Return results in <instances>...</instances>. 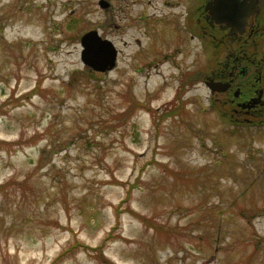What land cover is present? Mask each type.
<instances>
[{
  "label": "rangeland",
  "instance_id": "374dc122",
  "mask_svg": "<svg viewBox=\"0 0 264 264\" xmlns=\"http://www.w3.org/2000/svg\"><path fill=\"white\" fill-rule=\"evenodd\" d=\"M99 1L0 0V264H264V114L204 84L224 50L167 0Z\"/></svg>",
  "mask_w": 264,
  "mask_h": 264
},
{
  "label": "flooded vegetation",
  "instance_id": "af4514ba",
  "mask_svg": "<svg viewBox=\"0 0 264 264\" xmlns=\"http://www.w3.org/2000/svg\"><path fill=\"white\" fill-rule=\"evenodd\" d=\"M183 1L185 4L182 12H176ZM163 2V13L165 8H169L171 12L169 18L163 16L160 19L166 18L167 22L175 19L180 26L172 29L178 35H189V31L194 33L196 30L204 46H206L205 38L213 37L212 39H216L214 44L216 51L224 50L216 61L219 68L210 70L204 78V81L211 77L214 81L226 84V90L214 96L229 94L231 101L247 109L248 114H264V0ZM190 14L195 17L194 30L189 29ZM167 28H170L169 24ZM184 49H179L177 53ZM244 85L248 91L243 90Z\"/></svg>",
  "mask_w": 264,
  "mask_h": 264
},
{
  "label": "water",
  "instance_id": "95a60500",
  "mask_svg": "<svg viewBox=\"0 0 264 264\" xmlns=\"http://www.w3.org/2000/svg\"><path fill=\"white\" fill-rule=\"evenodd\" d=\"M99 5L105 8L109 3L106 0H100ZM80 45V59L91 70L105 72L115 66L118 53L116 47L109 39L101 37L96 29L84 32L80 37ZM205 85L211 93L226 90V84L216 82L211 77L205 80Z\"/></svg>",
  "mask_w": 264,
  "mask_h": 264
},
{
  "label": "trees",
  "instance_id": "16d2710c",
  "mask_svg": "<svg viewBox=\"0 0 264 264\" xmlns=\"http://www.w3.org/2000/svg\"><path fill=\"white\" fill-rule=\"evenodd\" d=\"M90 69V68H89ZM91 70V69H90ZM92 71V70H91ZM39 91L37 90V88H34V89H31V90H29L26 94H25V100H29L30 98H32V96H33V94H35V93H38ZM132 104H134L133 102H132ZM167 112H169V111H167ZM2 187H4V185H0V191H1V188ZM122 202V201H121ZM123 202H125V200L123 201ZM122 202V203H123ZM121 203V204H122ZM148 221V220H147ZM149 222V221H148ZM150 223V222H149ZM151 225L154 227V228H161V226L160 225H158V224H153V223H151ZM78 246H81V243H79V244H77V246L76 247H78ZM84 248H85V245H82ZM75 250V247H74V249L73 248H70V249H66V250H64L53 262L55 263V262H59L60 261V259L62 258V257H64L65 255H67V254H69L70 252H73Z\"/></svg>",
  "mask_w": 264,
  "mask_h": 264
}]
</instances>
